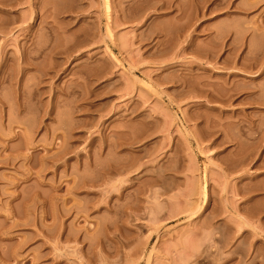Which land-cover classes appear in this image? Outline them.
<instances>
[{
  "label": "rangeland",
  "instance_id": "1",
  "mask_svg": "<svg viewBox=\"0 0 264 264\" xmlns=\"http://www.w3.org/2000/svg\"><path fill=\"white\" fill-rule=\"evenodd\" d=\"M0 264H264V0H0Z\"/></svg>",
  "mask_w": 264,
  "mask_h": 264
},
{
  "label": "bare ground",
  "instance_id": "2",
  "mask_svg": "<svg viewBox=\"0 0 264 264\" xmlns=\"http://www.w3.org/2000/svg\"><path fill=\"white\" fill-rule=\"evenodd\" d=\"M205 188H206V186H205V184H204L203 189L205 190Z\"/></svg>",
  "mask_w": 264,
  "mask_h": 264
}]
</instances>
